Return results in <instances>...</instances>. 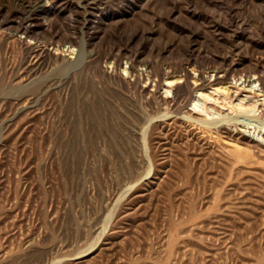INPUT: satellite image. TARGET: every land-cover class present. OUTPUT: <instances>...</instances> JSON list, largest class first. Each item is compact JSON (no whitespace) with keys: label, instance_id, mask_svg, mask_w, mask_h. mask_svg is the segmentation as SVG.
Masks as SVG:
<instances>
[{"label":"rangeland","instance_id":"374dc122","mask_svg":"<svg viewBox=\"0 0 264 264\" xmlns=\"http://www.w3.org/2000/svg\"><path fill=\"white\" fill-rule=\"evenodd\" d=\"M47 2L0 0V264H264V149L158 97L181 63L264 59V0Z\"/></svg>","mask_w":264,"mask_h":264},{"label":"bare ground","instance_id":"6f19581e","mask_svg":"<svg viewBox=\"0 0 264 264\" xmlns=\"http://www.w3.org/2000/svg\"><path fill=\"white\" fill-rule=\"evenodd\" d=\"M44 1H46V0H44ZM50 2H51V0H48L47 3L51 4ZM42 4H43V2H42ZM49 8H51V7H49ZM32 11H33V9H32ZM48 13L50 14V11ZM50 20L53 21L52 19H50ZM84 46H83V44H81V46H79L81 48L79 49V48H77L78 46L76 47L75 45H73L72 42L71 43H68V44H64V46H63L64 48L63 49H66V50L68 49L69 52H71V53H73L75 51V49H77L76 56H74L75 58H69V57H67L65 59V67L67 68V70L69 68L71 69L74 66L76 67V65L78 66V64L81 61H83L82 59L84 57V48H83ZM46 47H48V46H46ZM49 47H54V46L50 45ZM58 47L59 46L56 47L57 48L56 49L57 51L59 50ZM197 50H199V49H197ZM220 51H222V50L220 49ZM233 51H235V50H233ZM246 51H247V49H246ZM256 51H259V50H256ZM213 52H215V49L212 50V51L206 50L207 56L208 55L210 56V55L214 54ZM233 53H235V52H233ZM243 53H247V52H243ZM232 55L233 54H232V51L231 50H225V51H223V57H222L221 60L219 59L220 62H218L216 64H213V65H206V64L205 65H202V63L201 64L200 63H196L192 67L190 66L191 68H187L184 63H181L180 65H178L174 69V73H176V74H174L173 76L171 75V73H170L169 70H166V72H163V74L164 75H167L166 76V81L164 82V87H165L164 90L167 93L163 94L164 92L163 93L159 92L158 93V97L160 98V101L161 102L170 103L172 105H176V104L179 105V104H182V103L185 104V102H187L191 98V100H192L191 101V104L192 105L191 106H188V109H187V111H188L187 117L188 118H190L193 121L201 122V123H204V124H207V125H210L211 123L215 122V123H217V126H218V124L221 123V126H222L221 129L224 132H226L227 135L229 134V135H232L233 136V135H236V134H240L239 137H242L241 140L243 139V141L245 143H247L248 145H253V146L260 145V146H262V149H264L263 145L260 144V141H261L260 134H261V136L264 139V124H263L262 129L261 128L259 129L260 130L259 136H258V133L257 132H256L257 133V136L255 134H250L251 131L249 133H247L248 131L247 132H244V133H241L240 130L235 131V128L236 127L235 128L232 127V125H234V124L237 125V123L239 121L238 120L239 118L238 119H235V118H233L231 116L232 115L231 113H233L234 111H236V112L237 111H241V112L244 111V112H248V113H252V114L258 115V117H260L263 120V123H264V59H260V58L259 59L258 58L257 59H254L251 56H249L247 58H245V57L240 58L239 56H236V57H239V58H234V57H232ZM202 66H203V68H202ZM142 68H144V67H142ZM167 68H169V67H167ZM133 69H134V67H133V65L131 63L130 68L127 69V70L130 71V72H132ZM191 69L194 70V71H192ZM125 71H124V73H125ZM146 76H147V74H146ZM148 78H150L151 80H149V81L152 82L153 78H151L150 76H148ZM141 81H142V79H141ZM158 83H160V81L159 82L158 81H155L154 84L156 85ZM147 84L148 83L146 82L145 88L149 87ZM143 85H144V83H143ZM152 87H153V85H152ZM244 89H246L248 91V92H245V94L242 93V90H244ZM182 96L185 97V98L182 99L183 102H181V97ZM169 113H171V112H168V114ZM237 113H233V114H237ZM174 114L176 115V113H174ZM162 115H160V116L162 117ZM180 115H182V116L185 117L186 114L180 113ZM156 116H158V115H156ZM164 116L165 117H168L166 114ZM237 117H238V114H237ZM153 118H155V117H153ZM153 118L151 120H153ZM154 120L156 121V119H154ZM242 122H245V121H242ZM242 122H240V125H241ZM148 123H147V125H149ZM187 125H189V124H187ZM188 127H190V126H188ZM247 127H250V125L248 124ZM143 128L142 129L144 131V138H145V134H146L145 132H146V130L148 128H147V126H145ZM133 129H135V128H133ZM243 129H245V128H243ZM186 130H187V128H186ZM250 130H252V129H250ZM254 130L256 131V129H254ZM261 130H262V133H261ZM232 136H230V137H232ZM188 137H189V134H188ZM261 142L264 143L263 140ZM144 145H143V148H144ZM147 160L149 162V159H147ZM151 164H150V166H151ZM150 170H149V172H150ZM144 174L146 175V173H144ZM148 174H150V173H148ZM152 174H153V172H152ZM232 177H233V175H232ZM136 182H138V181H135V184H137ZM128 186L132 187L133 184L132 185H128ZM124 189H126V188H124ZM117 198H118V196H117ZM107 213H109V212H107ZM94 224H95V222H94ZM169 235H171V233ZM91 242H90V244H91ZM90 247H92V246L90 245ZM89 252H90V250L87 251V252L85 251V253L84 254L81 253V255L82 256L87 255ZM77 255L79 256V254H76V256ZM71 257L69 256V258H71ZM54 262L55 261H53L52 263H54Z\"/></svg>","mask_w":264,"mask_h":264}]
</instances>
